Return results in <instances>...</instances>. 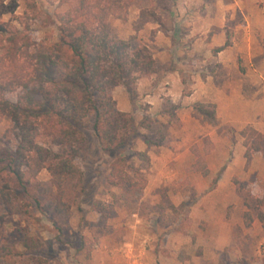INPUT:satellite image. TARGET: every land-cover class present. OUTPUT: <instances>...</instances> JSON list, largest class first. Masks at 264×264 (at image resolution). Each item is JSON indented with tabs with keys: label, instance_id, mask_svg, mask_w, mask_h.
Returning <instances> with one entry per match:
<instances>
[{
	"label": "rangeland",
	"instance_id": "1",
	"mask_svg": "<svg viewBox=\"0 0 264 264\" xmlns=\"http://www.w3.org/2000/svg\"><path fill=\"white\" fill-rule=\"evenodd\" d=\"M12 1L16 7L0 21L19 28L18 22L26 21L35 43L31 51L46 52L58 39L55 16L68 6L59 0H4L3 4L10 9ZM127 1L124 16L109 18L108 31L133 46L148 47L156 66L155 73L136 79L133 92L123 86L112 91L118 110L133 113L137 123L151 121L150 129L141 128V136L125 149L135 169L128 171L131 179L117 186L107 183L112 158L100 154L85 132V148L75 159L86 185L77 203L82 212L73 207L61 236L76 245L83 237L85 249L61 247L56 231L38 212L31 222L7 217L0 221V244L14 246L20 253L9 258V264H32L35 259L40 264H264V219L256 218V210L264 213V146L261 152H252L246 166L241 136L247 121L264 135V55L259 57L263 60H255L237 52L223 63L200 46L193 55L183 44L179 16L162 11L160 0ZM28 2L36 3L40 18L26 16V12L31 15ZM142 9L155 11L158 21L148 18L139 27ZM226 23L231 27L228 47L236 35L232 28L246 20L237 13L226 15ZM172 75L180 86L169 94L165 81ZM20 94L21 89L14 87L5 97L14 102ZM178 94L180 98L174 96ZM200 97L216 100L215 120L188 107V101ZM13 131L10 118L0 113V145L15 146ZM143 137L154 144L147 147ZM50 139L41 133L36 141L52 146ZM137 152H145L146 158L136 156ZM196 152L210 171L207 176L198 170ZM37 179L46 186L50 175L43 169ZM245 212L252 217L249 226ZM26 223L29 234L43 241L39 251L27 252L19 245Z\"/></svg>",
	"mask_w": 264,
	"mask_h": 264
},
{
	"label": "trees",
	"instance_id": "2",
	"mask_svg": "<svg viewBox=\"0 0 264 264\" xmlns=\"http://www.w3.org/2000/svg\"><path fill=\"white\" fill-rule=\"evenodd\" d=\"M176 1L160 0L159 7L171 14ZM3 2L0 0V16L16 7L12 1L7 9ZM59 2L68 9L56 14L58 39L46 52L31 51L35 43L26 21L18 22L21 28L0 21V113L12 121L16 142L14 147L0 145V221L17 216L31 222L38 212L56 231L55 240L61 247L80 252L85 249L83 237L76 245L61 236L73 207L82 212L77 203L86 185L75 159L85 148V132L93 137L100 154L112 158L107 183L117 186L130 181L128 171L135 169L125 149L133 138L141 136V128L150 129L151 121L137 123L133 113L118 110L112 91L123 86L133 92L136 79L155 73L156 66L148 47L133 46L108 31L109 18L126 14L127 0ZM27 7L31 15L26 12V16L40 18L35 2H28ZM156 14L142 9L139 27L148 18L158 21ZM14 87L20 88L21 94L13 102L5 93ZM192 110L209 120L216 118L213 103L195 102ZM41 133L50 136L52 146L36 141ZM241 136L248 166L252 152L263 150L264 135L248 125ZM143 138L147 147L154 144ZM135 155L146 158L145 152ZM196 163L203 176L210 173L199 152ZM43 169L50 175L46 186L37 179ZM129 185L124 186L128 189ZM243 216L249 226L252 217L248 212ZM256 218L263 221L264 213L256 210ZM81 220L85 222L83 215ZM22 232L19 245L25 251L43 248V241L29 234L27 223ZM15 254L20 253L14 246L0 244V264H9ZM32 264L40 262L35 259Z\"/></svg>",
	"mask_w": 264,
	"mask_h": 264
},
{
	"label": "crops",
	"instance_id": "3",
	"mask_svg": "<svg viewBox=\"0 0 264 264\" xmlns=\"http://www.w3.org/2000/svg\"><path fill=\"white\" fill-rule=\"evenodd\" d=\"M256 2H262V5L255 4ZM173 13L179 16L180 26L185 31L182 36L186 41L183 44L192 49L193 55L200 46L202 50L206 49L208 56L218 62L225 63L234 59L237 52L245 54L249 59L263 60L259 57L264 55V0H178ZM237 13L244 15L246 23L232 28L238 36L232 37L230 46L225 47L227 31L231 30L226 23V15ZM167 80L165 84L168 85L169 94L175 93L173 91L180 86V80L173 75L172 79ZM174 96L180 98V94ZM203 100L205 99L200 97L186 103L192 108L195 102L216 101ZM226 103L227 106L231 105L230 98L226 97ZM244 104L249 105L247 102ZM250 124L254 125L252 121H247L245 125Z\"/></svg>",
	"mask_w": 264,
	"mask_h": 264
}]
</instances>
